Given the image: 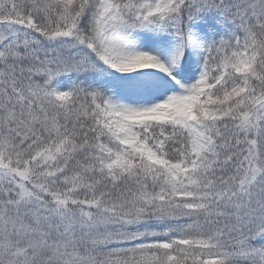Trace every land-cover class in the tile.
I'll return each mask as SVG.
<instances>
[{
    "label": "snow or ice",
    "instance_id": "6c2138e0",
    "mask_svg": "<svg viewBox=\"0 0 264 264\" xmlns=\"http://www.w3.org/2000/svg\"><path fill=\"white\" fill-rule=\"evenodd\" d=\"M0 264H264V0H0Z\"/></svg>",
    "mask_w": 264,
    "mask_h": 264
}]
</instances>
